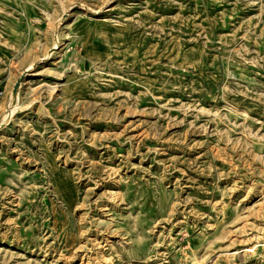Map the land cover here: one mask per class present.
<instances>
[{"label": "rangeland", "instance_id": "374dc122", "mask_svg": "<svg viewBox=\"0 0 264 264\" xmlns=\"http://www.w3.org/2000/svg\"><path fill=\"white\" fill-rule=\"evenodd\" d=\"M0 264H264V0H0Z\"/></svg>", "mask_w": 264, "mask_h": 264}, {"label": "water", "instance_id": "95a60500", "mask_svg": "<svg viewBox=\"0 0 264 264\" xmlns=\"http://www.w3.org/2000/svg\"><path fill=\"white\" fill-rule=\"evenodd\" d=\"M17 84H18V83H16V85H15L14 91H15V89L17 88Z\"/></svg>", "mask_w": 264, "mask_h": 264}, {"label": "bare ground", "instance_id": "6f19581e", "mask_svg": "<svg viewBox=\"0 0 264 264\" xmlns=\"http://www.w3.org/2000/svg\"><path fill=\"white\" fill-rule=\"evenodd\" d=\"M14 99V98H13Z\"/></svg>", "mask_w": 264, "mask_h": 264}]
</instances>
